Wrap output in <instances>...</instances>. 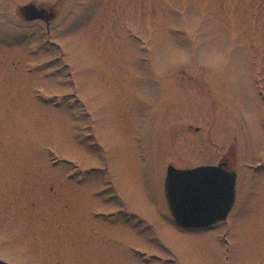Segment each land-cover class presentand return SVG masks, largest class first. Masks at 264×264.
Listing matches in <instances>:
<instances>
[{
  "label": "rangeland",
  "instance_id": "rangeland-1",
  "mask_svg": "<svg viewBox=\"0 0 264 264\" xmlns=\"http://www.w3.org/2000/svg\"><path fill=\"white\" fill-rule=\"evenodd\" d=\"M223 159L227 219L181 228L167 167ZM0 258L264 264V0H0Z\"/></svg>",
  "mask_w": 264,
  "mask_h": 264
},
{
  "label": "water",
  "instance_id": "water-1",
  "mask_svg": "<svg viewBox=\"0 0 264 264\" xmlns=\"http://www.w3.org/2000/svg\"><path fill=\"white\" fill-rule=\"evenodd\" d=\"M18 14L25 22H46L55 17L51 9L34 2L21 6ZM227 166V161L222 160L216 165L185 170L167 167L164 194L177 225L205 228L227 219L235 203L237 177ZM0 264L8 263L0 260Z\"/></svg>",
  "mask_w": 264,
  "mask_h": 264
},
{
  "label": "flooded vegetation",
  "instance_id": "flooded-vegetation-1",
  "mask_svg": "<svg viewBox=\"0 0 264 264\" xmlns=\"http://www.w3.org/2000/svg\"><path fill=\"white\" fill-rule=\"evenodd\" d=\"M38 6H41V7H43V8H47V9H51L52 10V12L54 13V15H55V17H54V19L56 18V13H55V10L53 9V7H49L48 5H43V4H37ZM54 19L53 20H50V21H40V20H38V21H40V22H42L45 26H46V29H50V25H51V23L54 21ZM223 160H226V159H223ZM227 161V163H228V166H227V168L230 170V167H229V162H228V160H226ZM0 260H2L1 258H0ZM2 261H4V262H6V263H8V264H10L9 262H7V261H5V260H2Z\"/></svg>",
  "mask_w": 264,
  "mask_h": 264
}]
</instances>
